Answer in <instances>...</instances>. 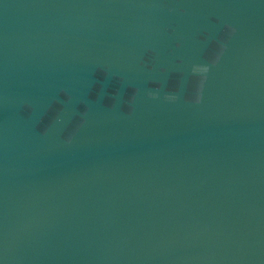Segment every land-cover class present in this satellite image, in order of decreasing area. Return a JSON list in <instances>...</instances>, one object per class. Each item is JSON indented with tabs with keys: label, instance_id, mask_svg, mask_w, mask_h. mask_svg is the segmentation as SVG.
<instances>
[{
	"label": "water",
	"instance_id": "1",
	"mask_svg": "<svg viewBox=\"0 0 264 264\" xmlns=\"http://www.w3.org/2000/svg\"><path fill=\"white\" fill-rule=\"evenodd\" d=\"M0 264H264V0H0Z\"/></svg>",
	"mask_w": 264,
	"mask_h": 264
}]
</instances>
